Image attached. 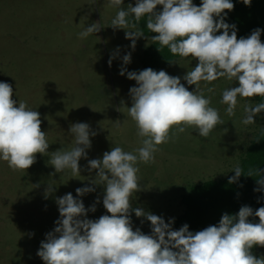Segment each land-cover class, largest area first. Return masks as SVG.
I'll list each match as a JSON object with an SVG mask.
<instances>
[{"label": "clouds", "instance_id": "clouds-1", "mask_svg": "<svg viewBox=\"0 0 264 264\" xmlns=\"http://www.w3.org/2000/svg\"><path fill=\"white\" fill-rule=\"evenodd\" d=\"M123 2L107 0L109 6L118 9L110 26L124 29L134 50L137 39L144 36L137 24L146 17L147 29L155 33L151 39L160 45L158 51L167 47L174 56H191L198 61L182 78L195 89L189 91L181 77L170 76L164 70L149 67L137 72L121 68L120 75L127 74L136 82L129 90L131 107L127 112L135 122L141 146L133 152L112 147L102 159L88 160V171L96 170L91 183L104 186L102 203L108 214L95 220L87 218L100 200L97 198L86 208L79 197L95 192L93 186L77 188L76 197L72 193L57 197L59 219L41 241L37 256L44 264H264V256L257 258L251 251L254 246L264 247V207L253 211L242 206L235 215L224 213L218 224L192 232L187 224L174 230V218L165 222L163 217L133 208L131 203L133 195L141 190L137 164L154 163L158 146L185 132L186 127L208 138L224 124L218 110L210 106L211 97L205 96L201 82L207 86L219 78L238 81L239 86L222 93L220 102L227 105L228 116L235 114L238 97L264 99V43L260 38L264 30L256 28L238 39L236 26L225 22L228 12L234 9L232 0H201L199 6L193 0H135V6L129 4L126 9L122 8ZM242 2L250 6L252 0ZM158 6L162 9L157 10ZM101 28V21L93 22L79 37L86 38ZM119 51L117 48L110 55L109 66ZM122 60L124 65L129 64L131 53ZM207 92L213 93L214 88L207 87ZM13 94L11 84L0 82V160L13 171H26L36 162L37 153L48 154L49 143L41 130L40 113L25 101L14 100ZM261 112L264 102L245 105L242 123L255 124L254 117ZM70 134L74 146L52 152L48 163L56 173L70 170L75 177L80 175L79 161L88 159L90 136L97 133L90 130L89 124L77 122L70 126ZM232 171L235 175L229 183L237 182L244 173L239 164ZM260 172L249 169L247 175L259 176ZM257 183L264 186V178ZM53 191L49 184L45 198ZM133 212L150 222V234L133 229ZM253 216L259 218L258 223L249 220Z\"/></svg>", "mask_w": 264, "mask_h": 264}, {"label": "rangeland", "instance_id": "rangeland-1", "mask_svg": "<svg viewBox=\"0 0 264 264\" xmlns=\"http://www.w3.org/2000/svg\"><path fill=\"white\" fill-rule=\"evenodd\" d=\"M197 6L201 0H193ZM135 0H124L122 8ZM118 9L107 0H0V82L13 87V99L25 101L40 113L41 130L49 143L48 154H36V162L26 171H13L0 160V264H44L37 256L46 233L55 228L59 219L56 198L67 193L76 197V189L95 187V192L79 197L89 208L99 198L95 212L88 219L108 214L103 207V185H93L96 170L88 171L90 159H102L105 151L119 146L133 152L141 146L135 122L128 116L131 107L129 90L136 86L127 71H140L141 55L149 45L148 37L137 39L135 49L125 38L124 29H113L111 20ZM101 21V30L80 38L79 33ZM119 48V55L108 61ZM131 53V62L122 57ZM163 70L182 78L198 61L191 56L178 58ZM238 81L219 78L211 84L201 82L210 106L217 109L224 124L218 125L208 138L200 137L192 127L162 144L154 163H138L141 190L131 200L133 208L161 216L168 222L183 212L181 192L193 183L229 176L240 163L255 133L263 124V116L254 117L255 124L244 125V106L257 104L254 98L238 97L235 114H226L222 104L225 89L236 87ZM213 87L214 92H207ZM123 102V103H122ZM120 109V111L118 110ZM87 123L97 133L90 136L88 159H81L80 175L70 170L56 173L48 161L52 152L70 150L74 136L70 126ZM175 131V129H173ZM54 191L45 198L49 187ZM133 229L151 233L150 222L131 214ZM143 220V223L141 221ZM252 254L264 256V247L254 246Z\"/></svg>", "mask_w": 264, "mask_h": 264}, {"label": "trees", "instance_id": "trees-1", "mask_svg": "<svg viewBox=\"0 0 264 264\" xmlns=\"http://www.w3.org/2000/svg\"><path fill=\"white\" fill-rule=\"evenodd\" d=\"M232 2L234 9L228 12L225 22L236 26L238 39L249 36L256 28L264 30V0H252L250 6H246L242 0H232ZM161 9L162 6L157 7V10ZM137 28L150 40L141 55L142 70L150 67L160 71L171 65L170 62L180 58L178 55H172L167 47L158 51L160 45L151 39L155 33L147 29L146 17L141 19ZM260 38L264 43V31L261 32ZM255 99L257 104L264 102L259 96ZM260 115L263 116V124L255 133L239 163L244 173L235 183H229V178L235 175L233 171L223 179L193 183L184 188L180 195L184 209L174 220L172 225L174 230L187 224L189 231H200L210 225L218 224L224 213L237 214L242 206H249L253 211L264 207V190L254 191L256 188L264 189V186L257 183L258 179L264 178V112ZM249 169H260V175L248 176ZM249 220L253 223L259 222V218L255 216L249 217Z\"/></svg>", "mask_w": 264, "mask_h": 264}]
</instances>
